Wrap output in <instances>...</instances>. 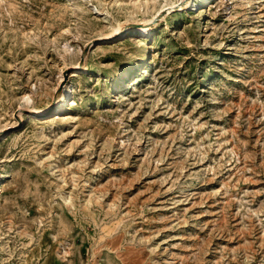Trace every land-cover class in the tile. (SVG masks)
Here are the masks:
<instances>
[{
  "label": "rangeland",
  "instance_id": "rangeland-1",
  "mask_svg": "<svg viewBox=\"0 0 264 264\" xmlns=\"http://www.w3.org/2000/svg\"><path fill=\"white\" fill-rule=\"evenodd\" d=\"M181 2L0 0V264H264V0Z\"/></svg>",
  "mask_w": 264,
  "mask_h": 264
},
{
  "label": "bare ground",
  "instance_id": "bare-ground-1",
  "mask_svg": "<svg viewBox=\"0 0 264 264\" xmlns=\"http://www.w3.org/2000/svg\"><path fill=\"white\" fill-rule=\"evenodd\" d=\"M182 2L180 3L182 6V8L181 9H183V8H185L187 5H188V3H189V0H181ZM202 0H198V2H201ZM172 9V7H167V8H164V9H162V11H164V10H171ZM61 76L59 77V82H58V84L61 82ZM65 96H66V91H64L63 92V94H62V101H64L65 100ZM61 97V96H60ZM60 99V98H59ZM22 101H23V104H30V102H32L31 101V96L30 95H23L22 96ZM64 108H62V110H63ZM48 110V109H47ZM47 110L44 108V109H41V108H38V107H33V111H34V113H36V114H40V115H43V114H46V113H48L47 112ZM61 111V110H60Z\"/></svg>",
  "mask_w": 264,
  "mask_h": 264
},
{
  "label": "water",
  "instance_id": "water-1",
  "mask_svg": "<svg viewBox=\"0 0 264 264\" xmlns=\"http://www.w3.org/2000/svg\"><path fill=\"white\" fill-rule=\"evenodd\" d=\"M59 94V93H58Z\"/></svg>",
  "mask_w": 264,
  "mask_h": 264
}]
</instances>
